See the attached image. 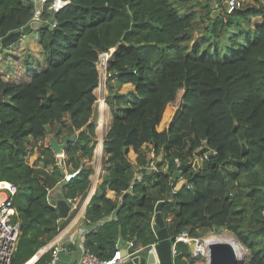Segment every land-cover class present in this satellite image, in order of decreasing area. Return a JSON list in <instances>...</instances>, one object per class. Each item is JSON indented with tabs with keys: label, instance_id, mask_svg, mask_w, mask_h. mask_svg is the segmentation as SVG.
<instances>
[{
	"label": "trees",
	"instance_id": "trees-1",
	"mask_svg": "<svg viewBox=\"0 0 264 264\" xmlns=\"http://www.w3.org/2000/svg\"><path fill=\"white\" fill-rule=\"evenodd\" d=\"M68 1L58 12L48 9L50 3L42 12L44 22L56 25L39 31L41 69L27 59L31 76L16 81L0 67V178L18 186L20 234L11 264H30L63 227L50 190L60 187L66 199L89 194L99 143L97 63L109 51L105 100L112 122L101 139L108 174L86 207L85 223L94 227L84 245L102 259L113 256L119 238L134 242L133 254L147 251L157 242L160 203L171 235L204 237L227 229L249 249L244 264H264V0H240L231 11L222 0L217 16L215 0ZM185 5L190 10L182 14ZM190 5L201 10L204 32L188 49L199 22ZM35 12L33 0H0V38L30 24ZM241 25L249 30L245 40L234 37L223 53L219 40H230L227 30ZM125 84L134 88L120 92ZM75 132L60 160L46 140L62 142ZM34 154L41 165L30 163ZM176 158L192 166L175 190ZM50 258L47 251L34 264ZM174 264L203 260L178 242Z\"/></svg>",
	"mask_w": 264,
	"mask_h": 264
},
{
	"label": "built area",
	"instance_id": "built-area-1",
	"mask_svg": "<svg viewBox=\"0 0 264 264\" xmlns=\"http://www.w3.org/2000/svg\"><path fill=\"white\" fill-rule=\"evenodd\" d=\"M36 5V12L33 17V20L43 21L41 19L42 12L44 7L48 4V9L54 12H58L63 9L68 3V0H33ZM215 8H219L218 3L215 2ZM241 7L240 0H229V10H236ZM44 22V21H43ZM48 22V21H47ZM56 24L53 22L52 27ZM111 56V52H103L99 55V61L97 63L98 69L101 72H106L108 59ZM101 75V74H100ZM101 82V76H100ZM215 153V152H214ZM60 160L65 158V154H58L57 155ZM209 158V153L204 154L200 159V164L202 161ZM177 164V169L181 165L179 158L175 159ZM80 169H76L71 172H66L63 178V181L67 182L74 178ZM138 178H141V175H137ZM178 182L176 183L175 190L184 183V179L182 174L177 178ZM52 190L49 192L51 193ZM18 192V186L6 179L0 178V264H11L12 257L14 254V250L17 245V241L20 234L19 223L14 221L15 216L17 215V208L14 204L15 197ZM67 201L70 204L77 205V209L81 204V198H68ZM55 205V204H54ZM86 229L80 231L81 235L85 237L86 230H90L89 224H85ZM217 236H210L206 235L204 237H192L188 231H184L179 235L175 236L176 240L173 243V254H176V244L178 242L188 244L191 248L192 255L194 257L201 258L203 260V264H210V248L209 244L213 242V238ZM234 239V238H233ZM84 240L81 245V252L78 258L77 264H124L125 258L122 256V252L120 249L117 248L113 256L109 259H102L97 254H95L92 250L87 248L84 245ZM235 240V239H234ZM236 241V240H235ZM71 239H63L61 234H57L52 241H50L45 247L40 249L38 252L40 254H44L45 252L49 251L51 254V258L48 261V264H58L60 260L61 252L67 249L68 245L71 244ZM128 252L129 249L134 247L133 241H128ZM157 242L153 243L149 246L148 253H155V246ZM241 246V245H240ZM139 249H137L138 251ZM133 253H129L132 255Z\"/></svg>",
	"mask_w": 264,
	"mask_h": 264
},
{
	"label": "water",
	"instance_id": "water-1",
	"mask_svg": "<svg viewBox=\"0 0 264 264\" xmlns=\"http://www.w3.org/2000/svg\"><path fill=\"white\" fill-rule=\"evenodd\" d=\"M218 4H221L222 0H215ZM220 14L219 9H215L212 13L213 16ZM53 20L49 22H43L39 20H33L30 24L26 25L20 30L13 31L6 36L0 38V48L11 45L12 43L18 41L23 35L31 34L32 32H39L44 28H52L51 24ZM88 126L85 125L82 130L86 129ZM237 126L233 129L236 131ZM79 132H75L70 136H66L62 142H59L55 137H51L50 146L53 148L54 152L58 154H65V148L69 142H73ZM243 154L246 155L249 150L244 142H242ZM192 164L185 163L181 164L178 169L173 173V178H178L183 172L187 171ZM201 164L198 159L194 162L195 168H200ZM65 181H62L64 184ZM52 196L51 203L59 210V216L61 218H67L70 205L67 202L64 194L62 193L60 187L55 188L51 193ZM153 228L157 236V244L155 246L156 255L154 253H149L148 255H129L128 244L123 238H120L117 244V248L121 250L122 256L125 258L124 264H174V257L172 254V244L175 242V236L171 235L168 227L166 225L165 219L161 213V204L159 203L156 207V216L154 219ZM210 248V264H244L245 259L243 257H238L233 247L227 243L223 242H212L209 244ZM38 258L42 256L37 252ZM36 254V255H37ZM36 260V261H37ZM35 261V262H36ZM33 262V264L35 263Z\"/></svg>",
	"mask_w": 264,
	"mask_h": 264
},
{
	"label": "rangeland",
	"instance_id": "rangeland-1",
	"mask_svg": "<svg viewBox=\"0 0 264 264\" xmlns=\"http://www.w3.org/2000/svg\"><path fill=\"white\" fill-rule=\"evenodd\" d=\"M190 7L192 9L196 10V18L199 20V22L198 23L196 22L194 25L195 27L193 28L194 30L192 33L193 39L189 43L188 49H190L192 42L194 40L199 39L204 32L203 25H202V23H200V17L202 14L201 10L199 8H197L196 5H194V7L192 5H190ZM189 10H190V8H188L187 5L181 7V13L182 14H185ZM248 31H249L248 28H246L244 25H241L240 28L239 27H233L231 30H227V32L225 33V37H226V39L228 38L230 40H224V39L222 41L219 40L220 45H222L223 48H225V49H222L223 53L225 51H227V49H229V47H227V46L233 42L234 37L239 38V40H241L243 42L245 40V36L248 34ZM36 35H38V32H32L31 34L23 35L20 39L19 44L15 45V47H10L8 49H7V47L6 48L2 47L4 49L3 50L0 49V67H2L4 69V71H9L7 74L4 73L5 76H7L8 78H12L16 81L28 80L31 75H30V73L27 74L28 73L27 72V66H26V60L27 59H31L33 61L32 58H34V61L37 60L36 62L39 63L37 66L38 69H41L44 66V59H42V56H41L42 54L38 52V50H40L39 45H38L37 41L35 42L33 39ZM209 40H212V44H214V42H216L214 39H209ZM209 40H207L205 43L207 44ZM31 43L33 45H35V47H36L35 49L37 51H35V50L34 51H32V50L28 51L29 49H27V48L22 49V47H24L26 45L30 46ZM206 44L204 45V47H206ZM28 52H30V53L26 54ZM100 74H101V82H100L99 87L95 90V92L97 94V98H98L95 117L98 118V122H99L98 127H97V132H98V136H99V143H101V139L103 141L104 136L106 134V131H107L108 127H110V121H111V119H110L111 108L105 100L106 95H108V91L106 88L107 73L104 71V72H101ZM133 88H134L133 85L125 84V85L121 86L119 88V90H120V92L126 93L129 90H132ZM103 101L105 102V106L103 104L104 103ZM100 125L103 127L99 128ZM99 131H100V133H99ZM49 141H50L49 139L46 140L47 143ZM99 143H98V145H99ZM102 144H103V142H102ZM98 145L95 149L94 157L91 161V164L94 166L95 171H96V152L98 150ZM101 156L103 159V156H104L103 147H102ZM129 156H130L131 160H133L134 152L132 150L130 151ZM29 161L33 165H39L40 164V162L37 161V154H34L29 159ZM101 161L102 160H100V162ZM100 164H99V167L97 166L98 169L100 168V166H102V164L101 165ZM224 234L231 235L236 240V242L239 245H241V247L243 249L241 257H243L246 261L248 256H249V249H248L247 245L245 243H243L238 238V236L236 234H234L232 231L225 229L220 233H208L207 235L219 236V235H224ZM263 244H264V238L262 240V245Z\"/></svg>",
	"mask_w": 264,
	"mask_h": 264
},
{
	"label": "crops",
	"instance_id": "crops-1",
	"mask_svg": "<svg viewBox=\"0 0 264 264\" xmlns=\"http://www.w3.org/2000/svg\"><path fill=\"white\" fill-rule=\"evenodd\" d=\"M33 39L35 42L37 41L39 48H40V50H38V52L42 54V50H41V46H40V34H39V32H38V35H36ZM26 48L29 49L28 51H31V50L37 51L35 49L36 48L35 45H33L32 43L30 44V46L26 45V46L22 47V49H26ZM29 53L30 52H28L26 54H29ZM41 56L43 59V54ZM32 59L34 60V58H32ZM110 119H111V121H110V124H111L112 113H110ZM98 124H99V122H98ZM102 127L103 126H101V125L99 126V128H102ZM99 133H100V131H99ZM48 139L50 140L51 137H49ZM99 146H100L101 152H100V155L98 157L96 156V171H95L94 175H92L93 177L91 176L93 184H92V187L89 191L88 196L84 200H81V204L79 205L78 209H77V205L70 204L67 201L70 205L68 217L67 218H61L60 217V221H63L64 225L61 228V230L59 231V234H61L63 236L64 240L70 238L72 242L70 245H68L67 249H65L61 252L60 260H59L58 264H77V262H78V258L80 256V252H81V245L83 243V239H85V237H83L81 235L80 231L83 229H86V226H85V224H87V223H85L86 207H87L92 195L96 192V190L98 189L100 184L103 182L105 175L108 174V172L106 170H104V169L102 170V166H100V168L98 169L99 164L100 163L102 164V161L100 162V160H102V156H101L102 146H103L102 142L99 144ZM158 159H160V157ZM135 160H136V154L134 153V157H133L132 161L135 162ZM39 165H41V164H39ZM152 165H153L152 167L155 168L154 167L155 165L153 163H152ZM69 167H71V165ZM136 174L139 175L138 172H136ZM108 195L112 198L116 197V193L114 191H111V190L108 191ZM110 218H111V216L108 217V219H110ZM93 227L94 226L92 225L89 228L92 229ZM88 231H90V230H88ZM88 231L86 230V232H88ZM130 249H129V253H131ZM136 252L137 253L132 254V256H136V255H145L146 256L149 254L148 250L146 251V249H144V248H140ZM155 253H156V249H155ZM172 254H173V244H172ZM173 257H174V254H173ZM37 258H38V254L29 260L30 264H33V262H35L37 260Z\"/></svg>",
	"mask_w": 264,
	"mask_h": 264
},
{
	"label": "bare ground",
	"instance_id": "bare-ground-1",
	"mask_svg": "<svg viewBox=\"0 0 264 264\" xmlns=\"http://www.w3.org/2000/svg\"><path fill=\"white\" fill-rule=\"evenodd\" d=\"M214 242H223L231 245L233 249L235 250L237 256L240 258L242 255V247L233 239L231 235L224 234V235H219L217 237L213 238Z\"/></svg>",
	"mask_w": 264,
	"mask_h": 264
}]
</instances>
